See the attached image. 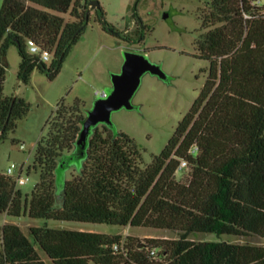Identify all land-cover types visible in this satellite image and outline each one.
<instances>
[{"label":"trees","instance_id":"1","mask_svg":"<svg viewBox=\"0 0 264 264\" xmlns=\"http://www.w3.org/2000/svg\"><path fill=\"white\" fill-rule=\"evenodd\" d=\"M92 1L3 0L0 141L31 109L4 95L9 48L19 51L18 78L25 85L35 69L54 79L87 28ZM255 1L209 0L199 10L197 57L209 62L204 87L151 164H143L135 141L114 125L98 126L82 157L77 143L89 108L77 99L57 105L37 144L33 168L40 181L31 195L0 174V215L170 230L180 239H150L139 248L120 235L44 226L29 229L31 240L20 226L6 224L0 264H48L38 248L52 264H264L263 246L190 240L202 234L264 239V6ZM96 11L103 30L128 43H143L150 32L134 14L133 36H122L102 8ZM28 40L53 55L50 66L26 53ZM184 161L190 174L181 182L176 176Z\"/></svg>","mask_w":264,"mask_h":264},{"label":"rangeland","instance_id":"2","mask_svg":"<svg viewBox=\"0 0 264 264\" xmlns=\"http://www.w3.org/2000/svg\"><path fill=\"white\" fill-rule=\"evenodd\" d=\"M105 13V20L119 33L133 36L136 28L133 15L140 18L150 29L143 43H128L103 30L98 20L99 12L89 8L90 20L80 40L66 57L59 74L51 79L48 73L35 69L29 84L18 78L21 57L17 47L8 50V69L4 83L6 97L24 99L30 112L17 123L15 132H9L0 141V174L17 166L13 178L23 177L27 183L18 186L24 195H31L40 181V174L34 170L35 155L39 140L46 136L48 123L60 102L71 106L79 99L89 110L93 107L97 92L112 86V76L122 71L128 52L143 53L151 62L161 66L168 76V82L147 74L133 98L135 109L120 110L112 114L116 129L129 135L137 144L144 165L151 164L154 156H160L174 137L176 129L198 100L206 80L209 62L199 59L197 41L201 29L199 10L209 0H96ZM264 6V0H261ZM3 0H0V10ZM66 20L70 21L69 16ZM26 53L32 57L30 45L26 42ZM39 57V56H38ZM52 62L47 63L48 66ZM108 93V92H107ZM101 129V126H99ZM23 145L22 150L20 146ZM186 167L176 176L178 181L189 178ZM74 170H68L70 179ZM6 224H16L31 240V227L48 226L51 229L94 232L106 235H120L131 244L140 242L139 248L150 239L179 240L177 231L150 228H121L106 224H83L34 220L28 216L19 219L0 215V231ZM196 242H227L230 244L263 246L264 239L250 237H218L215 234L190 236ZM48 264H52L39 250Z\"/></svg>","mask_w":264,"mask_h":264},{"label":"water","instance_id":"3","mask_svg":"<svg viewBox=\"0 0 264 264\" xmlns=\"http://www.w3.org/2000/svg\"><path fill=\"white\" fill-rule=\"evenodd\" d=\"M90 6L92 10L101 8L98 1H92ZM147 74L168 82V76L161 66L151 62L145 54L126 53L122 71L112 76V86L107 89L108 97L96 100L88 111L77 143L82 157L88 147L90 135L98 126L102 124L113 126L112 114L114 112L135 109L133 98L142 84L143 77Z\"/></svg>","mask_w":264,"mask_h":264},{"label":"built area","instance_id":"4","mask_svg":"<svg viewBox=\"0 0 264 264\" xmlns=\"http://www.w3.org/2000/svg\"><path fill=\"white\" fill-rule=\"evenodd\" d=\"M255 5H257L258 7H263L262 5V2L261 0H256L255 1ZM29 45H30V52L34 55V56H37V57H33V58H37L39 59L41 62H44V63H49V62H52L53 61V55L47 51H42L41 48L34 42V41H26ZM39 56V57H38ZM32 57V56H31ZM96 96L100 99H105L108 97V93L106 91H103V92H97L96 93ZM20 148L23 150L24 149V146L21 145ZM197 149H194L192 151V153L194 154L196 152ZM186 167H188V164L187 162H182L181 164V167H180V171H183ZM15 169H17V166L12 164L7 172H6V176H9V177H12L13 176V173L15 171ZM13 178V177H12ZM16 180V184H17V187L18 186H22V185H25L27 183V180H25L23 177H19L18 179H15ZM116 250H118V247L115 248ZM150 255L151 257H153L154 259H157L158 258V255L159 253L156 251V250H152L150 252Z\"/></svg>","mask_w":264,"mask_h":264},{"label":"crops","instance_id":"5","mask_svg":"<svg viewBox=\"0 0 264 264\" xmlns=\"http://www.w3.org/2000/svg\"><path fill=\"white\" fill-rule=\"evenodd\" d=\"M7 216V215H6Z\"/></svg>","mask_w":264,"mask_h":264}]
</instances>
